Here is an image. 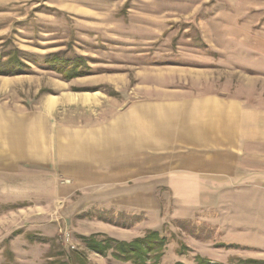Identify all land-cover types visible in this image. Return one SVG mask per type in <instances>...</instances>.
<instances>
[{
	"label": "rangeland",
	"instance_id": "374dc122",
	"mask_svg": "<svg viewBox=\"0 0 264 264\" xmlns=\"http://www.w3.org/2000/svg\"><path fill=\"white\" fill-rule=\"evenodd\" d=\"M72 61L80 67L67 78ZM164 89L264 106V0H0V104L35 110L57 100L63 114L83 122L92 98L127 100ZM17 178L11 184L0 176V264H133L112 249H88L68 225L43 224L36 192L10 200L20 196ZM253 190L224 195L221 207L190 217L162 210L160 223L143 213L98 217L129 228L121 233L134 237L120 242L148 231L164 235L160 259L147 264H198L196 256L200 264H264V187Z\"/></svg>",
	"mask_w": 264,
	"mask_h": 264
},
{
	"label": "crops",
	"instance_id": "0c3cea01",
	"mask_svg": "<svg viewBox=\"0 0 264 264\" xmlns=\"http://www.w3.org/2000/svg\"><path fill=\"white\" fill-rule=\"evenodd\" d=\"M92 100L83 122L63 114L57 100L35 110L0 104V176L11 184L19 176L12 201L36 192L43 224L129 240L133 234L121 233L128 227L98 214L143 213L160 223L162 210L190 217L221 207L224 195L264 187V106L179 89ZM255 178L260 185L248 182Z\"/></svg>",
	"mask_w": 264,
	"mask_h": 264
},
{
	"label": "trees",
	"instance_id": "16d2710c",
	"mask_svg": "<svg viewBox=\"0 0 264 264\" xmlns=\"http://www.w3.org/2000/svg\"><path fill=\"white\" fill-rule=\"evenodd\" d=\"M70 65L76 67L67 71V78L73 76L74 71L79 69L80 64L72 61ZM66 66V65H65ZM68 67V66H67ZM76 74V73H75ZM87 248L99 253L105 254L108 249H112L114 258L122 261H131L133 264H147L148 260L158 261L163 253V248L168 243L167 238L157 231H148L142 237H138L131 242L118 241L113 238L104 240L97 239L96 235L80 236ZM200 264V257H195ZM49 264H68L66 262H51Z\"/></svg>",
	"mask_w": 264,
	"mask_h": 264
},
{
	"label": "built area",
	"instance_id": "2783aa9c",
	"mask_svg": "<svg viewBox=\"0 0 264 264\" xmlns=\"http://www.w3.org/2000/svg\"><path fill=\"white\" fill-rule=\"evenodd\" d=\"M64 235H63V237H64V240L66 241V242H69V234L67 233V231H65L64 233H63ZM71 247H72V245L71 244H69Z\"/></svg>",
	"mask_w": 264,
	"mask_h": 264
}]
</instances>
